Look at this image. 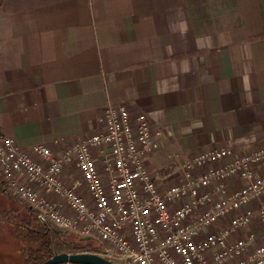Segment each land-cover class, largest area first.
Returning a JSON list of instances; mask_svg holds the SVG:
<instances>
[{"label": "crops", "instance_id": "obj_1", "mask_svg": "<svg viewBox=\"0 0 264 264\" xmlns=\"http://www.w3.org/2000/svg\"><path fill=\"white\" fill-rule=\"evenodd\" d=\"M108 104L162 127L145 157L162 181L264 145V0H0L1 134L59 155Z\"/></svg>", "mask_w": 264, "mask_h": 264}, {"label": "built area", "instance_id": "obj_2", "mask_svg": "<svg viewBox=\"0 0 264 264\" xmlns=\"http://www.w3.org/2000/svg\"><path fill=\"white\" fill-rule=\"evenodd\" d=\"M97 120L96 133L59 155L39 143L23 150L0 133L4 191L40 224L97 239L99 255L115 264H264V145L200 151L160 189L165 177L151 174L145 157L158 148L162 127L124 104L104 106ZM253 219L258 244L252 232L236 236Z\"/></svg>", "mask_w": 264, "mask_h": 264}, {"label": "trees", "instance_id": "obj_3", "mask_svg": "<svg viewBox=\"0 0 264 264\" xmlns=\"http://www.w3.org/2000/svg\"><path fill=\"white\" fill-rule=\"evenodd\" d=\"M22 214L13 210L5 212L6 216L15 218L17 222L15 233L21 240L22 264H39L60 252L100 251L97 242L88 239L91 237L66 234L52 225L40 224L31 209Z\"/></svg>", "mask_w": 264, "mask_h": 264}, {"label": "rangeland", "instance_id": "obj_4", "mask_svg": "<svg viewBox=\"0 0 264 264\" xmlns=\"http://www.w3.org/2000/svg\"><path fill=\"white\" fill-rule=\"evenodd\" d=\"M175 182L174 179L168 178L160 183L165 185H170V183ZM256 202L254 206H256ZM253 206V207H254ZM29 209L26 204L18 201L13 196L6 193L3 190L2 180L0 177V264H22L23 256L22 251L20 249L21 240L15 233L16 221L15 218L6 216L5 212L9 210H13L15 213L19 211V215L22 213H26V210ZM23 215V214H22ZM222 223H224L222 221ZM55 227V226H54ZM259 231L258 222L253 219L251 223L246 225L242 230L237 232L236 236H245L249 232L254 233L255 240L258 242H262L261 234ZM64 233V232H63ZM66 234L71 235H79L77 233L65 232ZM82 236V235H79ZM84 237V236H83ZM93 240V242H97L100 246V251L103 249V244L95 238H88ZM90 240V241H91ZM95 245V244H94ZM100 251L96 253H100Z\"/></svg>", "mask_w": 264, "mask_h": 264}, {"label": "water", "instance_id": "obj_5", "mask_svg": "<svg viewBox=\"0 0 264 264\" xmlns=\"http://www.w3.org/2000/svg\"><path fill=\"white\" fill-rule=\"evenodd\" d=\"M115 264L96 252H60L55 253L39 264Z\"/></svg>", "mask_w": 264, "mask_h": 264}]
</instances>
